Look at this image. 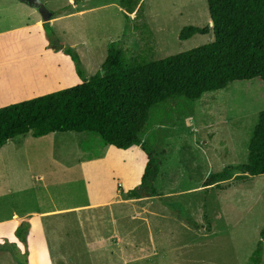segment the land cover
<instances>
[{"label":"rangeland","instance_id":"rangeland-1","mask_svg":"<svg viewBox=\"0 0 264 264\" xmlns=\"http://www.w3.org/2000/svg\"><path fill=\"white\" fill-rule=\"evenodd\" d=\"M36 1L51 11L54 35L79 55L87 77L101 71L112 45L128 67L214 40L207 0H142L130 15L121 0ZM39 18L24 0H0V31ZM187 26L210 31L180 40ZM177 102L152 109L143 137L153 136L149 143L159 159L154 197L126 200L147 160L139 146L119 150L96 134L74 131L9 140L0 148V220L14 215L0 223V233L13 238L19 216L29 211L62 209L43 218L53 264H255L253 256L264 264V174L235 179L264 109V83L236 81L193 103ZM108 151L118 157L111 158L114 179L100 171L88 185L84 163ZM224 171L227 179L206 185ZM98 187L107 198L116 190L126 201L86 207ZM41 250L31 246L30 264H50ZM21 259L0 250V264Z\"/></svg>","mask_w":264,"mask_h":264},{"label":"trees","instance_id":"trees-1","mask_svg":"<svg viewBox=\"0 0 264 264\" xmlns=\"http://www.w3.org/2000/svg\"><path fill=\"white\" fill-rule=\"evenodd\" d=\"M141 1L121 0V4L130 15L139 12ZM207 5L213 41L163 59L135 61L128 67H124L119 51L112 45L101 71L91 77L84 74L79 55L59 42L51 24L45 23L49 48L71 57L82 82L1 107L0 148L19 135L42 137L68 131L96 134L105 145L119 150L139 146L147 162L140 184L125 195L135 199L158 196L153 182L159 159L149 143L153 136L143 141L150 128L147 123L152 109L174 101L190 104L236 81L257 79L264 83V0H207ZM209 31L208 27L187 26L179 39ZM238 170L235 179L264 174V109L258 114L249 141L247 162ZM227 171L213 174L206 185L227 179L223 178L228 176ZM118 189L122 194V188ZM30 228L24 220L15 230L25 246L24 253L7 240L0 244V250L10 251L20 263L24 257L23 264H28ZM7 245H14V249ZM253 262L258 264L257 257L253 256Z\"/></svg>","mask_w":264,"mask_h":264},{"label":"crops","instance_id":"crops-1","mask_svg":"<svg viewBox=\"0 0 264 264\" xmlns=\"http://www.w3.org/2000/svg\"><path fill=\"white\" fill-rule=\"evenodd\" d=\"M40 20L42 19L39 18L30 25L27 24L0 31V108L72 87L82 82L76 73L75 64L71 57L62 51H56L48 47L49 41L46 38L45 30ZM53 21L54 19L52 18L51 23ZM108 152V154L103 155L101 158L89 160L84 163L86 166L85 171L89 174L87 178L88 185H90V179H99L94 176L100 171H105L107 176H110V174L112 177L115 176V169L111 167L113 164L111 158L112 156L116 159L118 157L113 155L112 152ZM140 153L142 158L143 150L141 151L140 149ZM121 156L122 154H120L118 164L122 162ZM124 160L126 167H128L129 162L126 159ZM122 179L124 180L125 177H122ZM140 182L141 179L138 183ZM101 190L102 187H98L96 192L89 193L91 203L86 207L110 206L112 204L119 205L123 204L126 200H135V198L122 200L121 195L116 190L115 195L109 199L106 193ZM118 197L120 200H118ZM62 211L64 210L55 209L46 212L29 211L23 216H19L18 223L12 231L13 238L0 233V244H4L7 240L9 244H16L22 252L25 247L15 235V230L22 221L26 220L31 225L27 239L28 264H30L32 245L34 247H41L42 256L46 255L49 263L53 264L51 245L43 218L52 214L61 213ZM11 218L1 219L0 223L7 222ZM34 220L38 222L36 230L33 223ZM17 243H21L23 248H20Z\"/></svg>","mask_w":264,"mask_h":264},{"label":"water","instance_id":"water-1","mask_svg":"<svg viewBox=\"0 0 264 264\" xmlns=\"http://www.w3.org/2000/svg\"><path fill=\"white\" fill-rule=\"evenodd\" d=\"M24 1L28 5L33 7L37 12H39L44 22H49L52 19L53 14L51 13V11L47 9V7L43 3L36 0H24ZM210 25L213 26L212 21L210 22Z\"/></svg>","mask_w":264,"mask_h":264}]
</instances>
